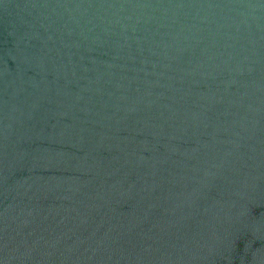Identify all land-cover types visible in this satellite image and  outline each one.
<instances>
[{
  "label": "water",
  "instance_id": "1",
  "mask_svg": "<svg viewBox=\"0 0 264 264\" xmlns=\"http://www.w3.org/2000/svg\"><path fill=\"white\" fill-rule=\"evenodd\" d=\"M0 264H264V0H0Z\"/></svg>",
  "mask_w": 264,
  "mask_h": 264
}]
</instances>
